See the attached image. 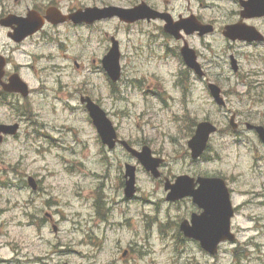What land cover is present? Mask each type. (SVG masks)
Segmentation results:
<instances>
[{
  "label": "rangeland",
  "instance_id": "obj_1",
  "mask_svg": "<svg viewBox=\"0 0 264 264\" xmlns=\"http://www.w3.org/2000/svg\"><path fill=\"white\" fill-rule=\"evenodd\" d=\"M227 9H234V7L225 2V8L217 10V13L222 15L228 12ZM210 13L211 16L215 15L212 9ZM131 40L133 44L140 41L138 36H132ZM194 44L202 54L201 62L208 70L210 78L219 82L225 91L230 92L226 96L228 106L225 110L219 109L204 85L193 77L191 89L187 90L190 95L186 105L177 110V116L182 118L189 112L190 118L197 122L209 119L222 128V132L212 139L211 151L207 153V162L192 166V170L220 172L231 180L230 187L235 193L234 204L240 205L241 208L234 222L239 242L235 245H224L219 254L211 258L202 253L196 245L183 243L174 235L167 239L165 246H162L155 238L149 247L151 256L133 264H264V146L252 134L245 132L242 133V137H237L227 130L233 113L237 115L239 121L247 119L249 122L264 126V46L236 45L230 48L229 44L214 37H209L205 45L198 41ZM139 48L140 46L131 44L127 46V51L131 54H139ZM231 54L239 60L241 73L248 77L247 81L256 83L255 90L252 91L254 98L251 93H248L247 84L244 85L239 76L232 74L228 64ZM148 55L149 59H153L156 64L157 57ZM132 59L139 60L136 55L132 56ZM127 66L124 82L120 88L125 95L133 98L139 91L138 87L133 86H138V81L147 76L148 70L141 62L130 63ZM97 83L99 86L95 92H92L93 95L101 97L105 109L118 113L123 104L110 96L109 90L104 89L107 87L106 84L101 83L99 78ZM62 103V105L61 102L57 104L58 112L61 116L70 115L69 118L73 122L71 127L68 128L69 118L56 116L47 108H38V122L41 126L43 125L37 129L39 135L34 133L36 128H29L25 123L21 138L9 139L4 145L0 158V264H34L37 259L41 261L40 264L66 262L109 264L114 257L115 260L112 263L122 264L116 254H123L121 245L124 246V243L128 245L130 242L125 234L120 235L122 239H113L116 238L115 234L108 237L98 233V237L90 240L87 237V239L80 237L79 234L82 228L87 229L89 226L92 211L85 210L81 204L79 205L76 200L77 193L82 191L86 194H94L96 200L93 199L92 204L95 205L100 195L104 201L109 199V195L113 192L104 190V187H101L95 179H85L86 182H81L76 176L68 177L67 175L54 180L47 177L44 179L46 172L51 170L50 167H63L68 162L67 159L79 163L84 160L85 152L89 153L86 163L87 174L92 172L108 174V171L111 172L112 169L115 171L113 173V183H115L116 170L118 166L121 167L120 152L106 158L102 155V149L96 148V144H93L94 149L88 150V144L82 142L87 138L93 143L91 135L85 136L90 128H86L87 132H84L81 128H77L75 123L77 117L84 114L76 99L65 97ZM175 109L173 107V110ZM14 119H10L6 111L0 108V123L14 121ZM124 124L129 125L126 121ZM122 129L126 133L127 127L122 126ZM145 132L159 138L163 137L167 130L155 128ZM169 132H172L173 136H178L179 140L175 147L168 143L166 145V157L177 174L180 169H184L188 161L187 159L181 162L173 161L171 155L174 156V152L181 151L182 144H185L187 139L184 140L183 135L179 136L177 130L173 131V128H169ZM66 134L69 135V139H66ZM178 159L181 158L178 157ZM251 171L260 173V184L251 180L258 176V174L251 175ZM29 176L36 177L38 181L42 180L43 185L46 183L44 194L33 196L26 186ZM142 191L150 194L152 187L143 184ZM49 199L52 201L57 199L61 202V210L55 212L58 217L54 216L55 220L60 222L57 235L50 226L40 231L38 221L35 223L28 221L31 216H35L36 219L43 216L42 207L46 206ZM80 212H82L81 216ZM51 214L53 213L48 212L45 215L49 218L48 215ZM95 215L97 213L94 212L92 216ZM94 240L97 241L96 244L92 243ZM166 246H169L168 250ZM63 247H65L64 250ZM58 249L59 253L53 255ZM123 264L128 263L123 262Z\"/></svg>",
  "mask_w": 264,
  "mask_h": 264
},
{
  "label": "flooded vegetation",
  "instance_id": "obj_2",
  "mask_svg": "<svg viewBox=\"0 0 264 264\" xmlns=\"http://www.w3.org/2000/svg\"><path fill=\"white\" fill-rule=\"evenodd\" d=\"M224 1L232 3L235 9L229 10L222 18H211L208 14L209 9L220 6ZM243 1L246 0H0V31H5L7 38L16 35L19 31L18 29L22 28L26 24L25 22L29 20V14H37L41 21L44 22L42 29L21 43H16L13 39H9L10 48L0 47V56H5L6 58H4L7 61L4 77L0 80V105L3 95L4 100L10 98L17 102L23 99L18 94L6 92L4 94L2 85L9 84L13 76L16 75L24 80L27 79L22 71L28 67L30 61L28 64H16L14 56L11 57V55L20 52V48L24 45L28 44L36 49L34 64H39V60L42 61L46 57L50 61L56 59L62 63L60 67L63 72L69 70L76 78H81L82 74H85V77H89L91 74L96 73L98 68L96 65L97 58L95 57L98 54L104 57L114 41H118L122 46L123 40V45L126 46L130 33L144 38L147 44H156V47L174 44L176 46V50H174L176 57L172 60L175 61L181 58L179 54L181 48L187 45L196 49L194 42H201L209 36L201 35L200 31L194 32L195 21L201 25H212L214 27L213 36L223 37L226 27L235 24L253 26L264 33L262 30L264 18L243 19ZM144 4L153 11L144 19L138 21L130 20L128 22L126 17L119 15L118 9L130 10ZM113 9H116V11ZM87 11L92 17L90 20L85 19ZM159 39L165 43L158 45L157 41ZM246 45L254 46L257 43ZM44 47L55 48L54 53L52 55L44 54L40 50ZM98 47H101L102 53L98 50ZM23 56L31 60L30 54L23 52ZM171 56L172 52L165 55L161 62H167L166 65H168V58H171ZM149 60L144 54L139 56V61L145 62L148 70L147 76L141 79L143 82L140 85L144 87L141 90L162 89L165 86H172L173 94L178 91L181 92L180 96L182 97L185 71L177 72L175 69L161 70L158 66H154L153 69L148 63ZM170 62L172 63L173 61ZM83 63H87L86 66ZM27 69L36 76L45 74V79L39 83V89H48L50 77L48 68H37L36 65H32ZM188 76L190 77L189 74ZM38 78H41V76ZM65 90L70 93L66 94L67 97L81 100L82 89L80 84L76 82L73 83V87L62 85L58 93L54 95L51 92L47 100L61 99V96L65 95ZM35 94L38 93L31 90V97ZM171 101L172 97L170 95L168 104ZM168 104L162 110L166 114L169 113ZM153 155L157 158H162L160 152L153 151ZM163 166L165 167L166 163ZM190 173L192 174V172ZM184 174L190 175L189 173ZM161 176L165 180L171 181H175L178 177H171L166 173H164V176L161 174ZM158 180L159 183L163 182V180ZM122 188L120 198L115 202L110 200L106 202L110 214L114 217L125 215L129 210L130 200L136 199L140 192V186H138L135 196L132 199H128L127 196H124V182ZM230 192L234 196L232 189H230ZM186 202L190 204L188 216L194 213H201L200 210L194 207L192 199H187ZM49 218V220L42 219L40 226H48L49 221H52V215H49ZM53 224L54 222L52 221V226L55 228ZM36 261L40 260L37 259Z\"/></svg>",
  "mask_w": 264,
  "mask_h": 264
},
{
  "label": "water",
  "instance_id": "obj_3",
  "mask_svg": "<svg viewBox=\"0 0 264 264\" xmlns=\"http://www.w3.org/2000/svg\"><path fill=\"white\" fill-rule=\"evenodd\" d=\"M213 94L217 98V100L221 103V101L219 100V90L216 88H213ZM0 129L1 131L7 132V133L14 132V128H10V127L8 128L1 127ZM259 130H260L261 137L264 141V130L263 129H259ZM212 132H215V128H213L211 125L203 124L200 126L197 136L190 143V146L193 149L195 155H199L203 152V150L205 149L206 143L208 141L209 135ZM211 190L216 191L215 188H211ZM204 222H201V224L199 225V232L205 238L200 237V239L204 241V245L207 246L208 250L211 251V253H214L216 251L217 244L220 241L224 240L225 238L224 236H220L217 238L214 236H211V231L213 229L214 220L209 219L205 223ZM208 240H209V244H208Z\"/></svg>",
  "mask_w": 264,
  "mask_h": 264
}]
</instances>
